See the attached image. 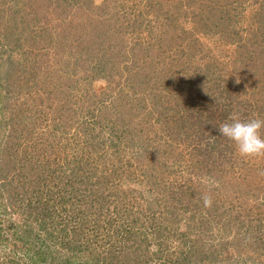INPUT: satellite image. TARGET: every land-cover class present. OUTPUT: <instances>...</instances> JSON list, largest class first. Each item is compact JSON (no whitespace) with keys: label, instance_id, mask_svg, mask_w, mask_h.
I'll use <instances>...</instances> for the list:
<instances>
[{"label":"rangeland","instance_id":"rangeland-1","mask_svg":"<svg viewBox=\"0 0 264 264\" xmlns=\"http://www.w3.org/2000/svg\"><path fill=\"white\" fill-rule=\"evenodd\" d=\"M2 1L4 0H0V4ZM6 1L7 3L3 2L0 7L4 8L0 12V64L9 55L15 62L21 60L22 53H25L30 62L20 66L14 63L15 69L10 73V77L7 76L6 81H0V119L9 123L12 110L15 114L21 116L23 113L28 118L27 121L17 124H15L16 120L11 122L16 131L30 133L34 121L38 127L34 129L35 136L30 143L22 140L24 137H21V140H13L9 144L12 146L10 150L16 151L6 154L8 151L5 150L0 155V182L13 180L9 191H12L14 196L23 194L25 190L15 187V184L23 176L20 174L27 170L26 166L29 164L41 166L47 164L49 170L57 168L56 180L65 184L67 175L62 171L64 168L62 158L71 160L73 155L69 152L74 148L96 146L95 143L89 142L87 146L81 142V139V143L76 140L78 141L76 145L73 131L78 125L77 122H79L78 127L82 126L81 122L85 126L90 125V128L94 129V136L97 135L96 140L100 143L102 139L98 137L108 136V129L112 125H115L116 131L123 130L119 135H125L124 137L127 138L131 137L129 130L131 131L133 126L138 128L139 125H144L143 122L138 121L144 117V114L148 116L150 111L148 107L154 112L157 110L153 100L140 101L144 85L139 81L147 71L150 74L151 72L159 74V78L165 81L173 82L178 78L182 80L188 78L182 64L189 60L187 67L193 64L192 69L197 70L195 67L199 65L204 66L203 70H207L204 72L207 77L203 80L211 77L218 80L216 77H219L221 83H224L222 87L226 88L220 96L222 101L218 103L217 108L207 109L210 94L212 95L210 91H200L199 86H192L189 90L191 94L183 91L187 98L181 100L179 106H176V101L170 100L171 108L168 104L167 109L161 111L162 114L153 113L154 117L149 118L155 121L153 125H148L151 127L150 131L156 132L159 136L168 134L172 147L182 153L184 159H178V164L196 161L193 155L190 156L192 143L181 142L192 134V127L188 126H191L192 121H196L193 125V128L196 127V135L202 132L206 134L214 132V137L219 141L218 145L228 146L229 150H232L235 149L233 143L220 136L218 125L225 122L233 112L238 113L242 119L255 116L264 118V41L261 39L264 36V20L260 21L261 17L257 14L260 0H23L25 4L19 9L24 10L23 12H37L38 25L44 26L45 29V32L39 33L34 38H31L32 34L27 30L20 36L10 35L11 30H8L13 17L8 15L9 8L14 3L18 4L17 6L22 3L21 0ZM27 9L31 11H26ZM18 37L19 42L16 41ZM48 40H51V43ZM100 58L101 60L109 58L108 70L99 69L102 66ZM45 62L52 71L45 70L43 67ZM31 65L36 68V77L29 73ZM143 68L144 70H141ZM0 70L3 71L2 66ZM65 70L67 72H64ZM17 77L20 81L16 80ZM65 89L69 94L67 96ZM165 91L167 92V89ZM47 92H50V95ZM229 97L232 99L224 101L223 98ZM65 100H69L67 107L71 110L63 111L60 115L59 105ZM101 102L103 104H100ZM223 104L225 106L219 110L220 105ZM55 107L59 109L58 112ZM174 107L179 109H173ZM75 110L79 116L73 112ZM194 110L198 112L196 115L193 114ZM189 116L194 117L189 124H185L186 133L181 126L176 132L174 127L177 118L185 120L187 117L190 119ZM55 117L59 118L56 120L58 124L56 121L53 123ZM115 118L124 121L123 129H121L122 125L115 122ZM56 125L59 126L58 132L52 136ZM172 126L175 132L172 131L174 134L170 135ZM62 128L66 130L63 135ZM150 136L153 134L150 133ZM175 138L180 141H176ZM16 141L21 144L20 147L16 146ZM108 143H101L99 152L102 155L111 154L107 147ZM222 145L219 148H223ZM24 148L27 159L23 152ZM106 148L108 151L105 150ZM126 154L132 156L129 151ZM238 158L241 159L239 154ZM96 160L99 161V158L97 157ZM243 161L246 162L245 164H258L260 172L264 168V154L245 157ZM21 168L25 169L22 171ZM177 169L180 170L181 165H178ZM135 174L140 176V170L136 169ZM31 175L32 173H28V178H31ZM164 176L170 181L174 174L165 173ZM216 176L220 179L217 183L222 186L221 181L226 182V175ZM258 184L260 186L263 184L264 190V177ZM146 186L147 184L140 182L137 188L145 189ZM2 191V201L5 205L2 209L7 210L6 216L21 222L17 214L20 201L10 199L5 188H2ZM261 193L264 194V191L260 192V196ZM92 198L88 196L87 199L93 201ZM139 201L138 198L134 199L128 211L122 214V218L135 213L139 208L147 207L144 200L137 207ZM10 204H13V207ZM133 205L135 207H132ZM100 207V204L94 205L95 209ZM2 209L0 214L4 217L5 213ZM149 217L148 215L147 222ZM114 221V227L99 225L96 234L98 233L99 237L101 232V235L98 241L94 235L95 231H92L96 228L92 230L86 228L84 236L81 234L80 237L73 235L72 232L65 235L60 232V234L56 233L59 237L56 241H46L45 236L41 240L45 245L53 247L55 250L53 253H56L57 257L72 259L69 264H90V256L87 254L89 250H84L83 256L79 257L75 249L76 245L82 242L86 243L85 247L91 249L96 246V253L104 251L105 254L108 246L105 240L110 237L111 243L116 242V246H122L124 242L121 238L122 232H116L115 227L122 223L126 224L127 219ZM3 235L9 236L5 245L6 250L14 248L17 254L23 253V247L19 248L21 242L15 241L11 230L3 231ZM262 238H264V229ZM178 245L176 240L170 242L171 248ZM228 253L229 255H224L225 257L223 255L217 257L220 264H232L231 261H235L234 258L240 252L230 248ZM242 253L244 258L254 254L250 248ZM240 264L256 263L247 260Z\"/></svg>","mask_w":264,"mask_h":264},{"label":"trees","instance_id":"trees-1","mask_svg":"<svg viewBox=\"0 0 264 264\" xmlns=\"http://www.w3.org/2000/svg\"><path fill=\"white\" fill-rule=\"evenodd\" d=\"M3 2L7 3L4 0L1 4ZM15 2H19V0H15ZM260 2L257 14L261 17L260 21H263L264 0H260ZM21 3L19 6L14 3L9 8L8 15L13 17V22L8 30H11L10 35L20 36L23 31L27 30L32 34L31 38H34L39 33L45 32L44 26L38 25L37 12H23L24 10L19 8H23L20 6L25 3L23 0ZM1 4L0 7H2ZM3 10L4 8H0V12ZM26 11L31 10L27 9ZM17 16L19 18H15ZM261 39L264 41V36ZM16 41L19 42V37L16 38ZM48 42L51 43V40ZM180 52L179 50L178 53ZM24 54L22 53L23 58L21 57V60L17 62L12 59L11 55L2 61L0 69L2 66L3 71L0 70V81H6L7 76L10 77V73L15 69L14 63L20 66L30 62ZM101 54L103 55V52ZM87 56L89 57V55ZM83 59L85 60V55ZM77 60L80 61L79 58ZM99 60L102 64L99 69L108 70L109 58L105 60L100 58ZM188 61L182 64L183 71L188 78H182V80L178 78L173 82L165 81V79L159 78V74H155V72L150 74L148 71L146 75H143L139 81L144 85L140 101L153 100L157 110L154 112L148 107L150 110L148 116L144 114V117L138 121L139 123L143 122L144 125H139L138 128L133 126L132 130H129L131 134L129 138L119 135L120 132L123 133V130L116 131L115 125L108 129V136L98 137L102 139V144L109 142L107 147L111 154L102 155L99 152L101 143L96 140L97 135L94 136V129L90 128V125L89 127L83 125V122H81L82 126L78 127L79 122H77L78 125L73 131L76 145L81 139V142L87 146H89L88 142L95 143L96 146L74 148L72 152L69 150V154L73 155L71 160L62 158L64 159L62 171L64 175H67L65 184L61 181L57 182L55 174L57 168L49 170L47 164L26 166L27 170L20 174L23 176L19 177L20 179L15 184V187L25 189L19 196H14L12 191H9L13 180L0 182V209L5 208L1 195L2 188H5L10 199L20 201L18 204L20 209L17 208V214L21 219L20 222L15 218L7 217L5 213L7 210L2 209L5 216L2 217L0 214V264H69L72 259L57 257L56 253H53L55 251L53 247L45 245L41 240L43 236H45V240L47 239L46 241H56L59 239L56 233L63 232L65 235V233L72 232L73 235L80 237L81 234L84 236L86 228L87 230L96 228L92 231H95L94 235L98 241L101 235V232H99V237L98 233L96 234L99 225L114 227V220L120 221L121 219H127V222L116 226L115 231L122 232L121 238L124 241L122 246H116V242L111 243L109 237L108 240H105V243L108 242V246L103 254L104 251L102 253L95 252L96 246L91 249L88 246L85 247L86 243L81 242L75 248L79 257L83 256L84 250H89L87 254L90 256V264H217V262L220 264L217 257L227 256L230 248H235L240 253L234 258L235 261H231L232 264L244 263L247 260H253L256 264L264 263V238H262L264 194L261 193L262 196H260V192L264 190L263 184L261 186L258 184L264 177L262 173L264 168L260 172L258 164H245L246 162L243 161L245 157L238 158L235 149L229 150L228 146L222 144L220 145L223 148H219V141L214 137V132H210V134L202 132L196 135V127L193 128L196 121H192L191 126L188 125L192 127V134L183 139V141H188H181L186 144L192 143L190 156L193 155L192 157L196 158V161L178 164V159L183 158V155L172 147L170 137H167L168 134L159 136L156 132L150 131L151 127H148L155 123L154 120L149 119L154 117L153 113L155 115L162 114L161 111L167 109L170 100L176 101V106H179L181 100L187 98L183 91H188L191 94L192 92L189 90L192 86H199L198 90L212 93L210 97L207 96L209 97V108L207 109L217 108L218 103L222 101L220 96L226 88L222 87L224 83H221L220 78L216 77L218 80H214L215 78L211 77V79L203 80L207 77L204 73L207 70H203L204 66L198 65L195 70L192 69L193 64L187 67ZM43 67L45 70L52 71L46 62ZM35 71L36 68L31 65L30 75L35 76ZM47 76L49 77V74ZM18 79L19 77L16 80ZM228 81L230 82V80ZM164 83H166L165 86ZM64 92H66V96L69 95L67 89ZM47 93L50 95V92ZM223 99L228 101L232 98ZM68 103L69 100H65L63 104L59 105L60 111L55 107L60 115L63 111L71 110L67 107ZM224 106L225 104L220 105L219 110H222ZM171 107L172 105L169 108ZM173 109L179 108L174 107ZM80 111L82 110L80 109ZM174 111L177 112V110ZM73 112L77 114V110ZM197 113L196 110L193 111V114ZM221 114L224 115V113ZM189 117L191 118L187 117L185 120L177 118L174 127L176 132L181 126L184 128L183 132L186 133L185 124H189L194 116ZM27 119L25 114L22 113L19 116L12 110L9 123L0 119V155L5 150L8 151L6 154L16 151L10 150L12 146L9 144L13 140H21V137H24L22 140L24 139L25 142L32 141L35 136L34 129L38 128L36 121H34V125H31L30 133L16 131L14 124L11 123L16 120L15 124H17L25 122ZM58 119L53 118V123ZM114 120L118 122V125H122L121 129L124 128L122 119V122L116 118ZM127 122L131 123L130 120ZM56 123L58 124L57 121ZM58 129L59 126L56 125L52 136L56 135ZM172 131L173 126L170 128V135L175 132ZM65 132L66 130L62 128V135ZM150 133L153 136H150ZM77 139L78 141H76ZM175 140L180 141L177 138ZM20 145L16 141V146L20 147ZM105 150L108 151L107 148ZM127 151L132 153V156H128ZM23 152L27 159L26 148L23 149ZM97 157L99 161L96 160ZM168 160L170 162L167 163ZM178 165H181L180 170L177 169ZM24 169L21 168L22 171ZM136 169L140 170V176L135 174ZM28 173H32L31 178H28ZM165 173L170 175L173 173V179L169 181L167 176H164ZM220 174L226 175V182L221 181L222 186L217 183L220 179L216 175ZM140 182L147 184L145 189L137 188ZM88 196L93 197V201L88 200ZM137 198L140 200L137 207L140 206L142 200L145 201L147 207L139 208L135 213L122 218V214L128 211L132 201ZM205 198L208 200L207 203H205ZM95 204H100L101 207L95 209ZM10 205L13 207V204ZM245 205L248 206H246V210L244 209ZM132 207L131 210H133ZM102 213L103 215H101ZM148 215L150 217L147 222ZM10 230L15 241L21 242L19 248L23 247V253L17 254L14 248L6 250L5 245L9 236L4 237L3 231L10 232ZM103 238L101 237V239ZM174 240L179 245L171 248L170 242ZM248 248L252 249L254 254L244 258L241 254Z\"/></svg>","mask_w":264,"mask_h":264},{"label":"clouds","instance_id":"clouds-1","mask_svg":"<svg viewBox=\"0 0 264 264\" xmlns=\"http://www.w3.org/2000/svg\"><path fill=\"white\" fill-rule=\"evenodd\" d=\"M218 132L233 143L236 152L242 157L264 154V118L255 116L242 119L238 113L233 112L225 122L218 125Z\"/></svg>","mask_w":264,"mask_h":264}]
</instances>
